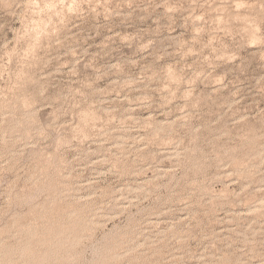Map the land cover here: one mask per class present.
<instances>
[{
  "label": "rangeland",
  "instance_id": "1",
  "mask_svg": "<svg viewBox=\"0 0 264 264\" xmlns=\"http://www.w3.org/2000/svg\"><path fill=\"white\" fill-rule=\"evenodd\" d=\"M0 264H264V0H0Z\"/></svg>",
  "mask_w": 264,
  "mask_h": 264
}]
</instances>
